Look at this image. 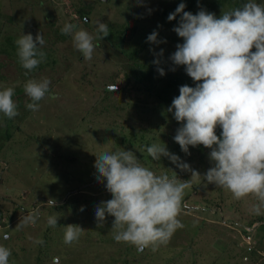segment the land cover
I'll use <instances>...</instances> for the list:
<instances>
[{"label":"rangeland","instance_id":"374dc122","mask_svg":"<svg viewBox=\"0 0 264 264\" xmlns=\"http://www.w3.org/2000/svg\"><path fill=\"white\" fill-rule=\"evenodd\" d=\"M174 2L0 0V90L15 86L13 99L19 113L12 119L0 113V244L11 251L9 264H264V215L252 213L255 198L236 200L227 189L204 180L215 163L210 149L189 146L186 154L174 141L182 125L169 107L154 104L148 94L121 90L126 82L123 70H128L129 53L135 48L143 46L141 61L153 58L160 67H184L170 59L176 45L183 43L172 30L178 24L163 20L161 14ZM87 4L90 14L84 25L76 6ZM98 20L109 27L128 24L126 41L97 42ZM66 23L88 31L93 43H100L91 60L77 57L71 35L62 38ZM153 31L166 42H148ZM39 33L45 40L41 50L50 52L56 63L51 66L46 58L42 69L29 72L18 62L7 37L15 43L21 34H31L35 40ZM161 49L163 54L158 55ZM45 78L50 80L49 92L38 102L39 110L31 111L26 105L32 101L23 86L29 79ZM57 79L61 80L57 83ZM115 85V91H107ZM152 144H164L188 169L166 156L153 160L147 152ZM123 150L132 151L156 175L177 176L178 182L191 184L178 217L184 227L156 251L116 242L114 217L107 213L103 227H97L96 206L112 197L106 181L96 178L93 152ZM51 199L56 201L53 208L47 202ZM34 209L38 210L35 223L20 226ZM57 215V225L49 226L48 217ZM69 224L83 229L78 241L66 244ZM4 232L10 239H3ZM41 238L43 245L34 243Z\"/></svg>","mask_w":264,"mask_h":264},{"label":"clouds","instance_id":"9594fccd","mask_svg":"<svg viewBox=\"0 0 264 264\" xmlns=\"http://www.w3.org/2000/svg\"><path fill=\"white\" fill-rule=\"evenodd\" d=\"M185 7L181 0L167 17L171 21L181 14L172 30L183 38L170 59L174 65H183L196 85L180 86L179 95L168 108L182 125L174 141L186 154L189 146L203 145L210 149L209 157L215 163L203 179L227 189L236 200L254 197L257 202L252 205V213L264 215V6L246 0L242 7L224 12L219 18L203 9L192 14L184 11ZM109 33L108 24L98 20L96 41H102ZM61 34L72 36L74 48L85 60L92 59L100 44H94L88 31L71 23L61 28ZM157 36L153 31L147 41L166 42ZM15 44L18 62L27 71L45 61L46 53L41 50L45 40L40 33L35 40L31 34H21ZM162 54L163 49L158 55ZM153 63L158 64L159 60ZM157 71L161 76L165 74L163 68ZM49 85L46 78L29 79L24 84V92L32 101L26 105L27 109L39 110L38 102L49 92ZM14 95L15 86L0 90V113L8 119L19 114ZM217 127L221 129L219 136ZM147 152L153 160L166 156L178 167L188 169L186 163H178L179 157L171 154L164 144H152ZM93 153L97 155L96 178L98 182L106 181L105 188L112 197L96 206L97 227H103L107 213L114 217L116 242L130 244L140 251L149 247L156 251L167 245L176 230L184 227L178 217L185 190L191 184L178 182L177 176L156 175L142 166L130 150ZM47 202L52 208L56 205L54 199ZM37 216L38 210L34 209L23 217L20 226L34 224ZM57 218L58 215L49 216L48 225L55 227ZM82 229L79 225H67L64 242L78 241ZM3 239H10L7 232L3 233ZM34 243L43 245L44 241L41 238ZM10 256V249L0 244V264H9Z\"/></svg>","mask_w":264,"mask_h":264},{"label":"trees","instance_id":"16d2710c","mask_svg":"<svg viewBox=\"0 0 264 264\" xmlns=\"http://www.w3.org/2000/svg\"><path fill=\"white\" fill-rule=\"evenodd\" d=\"M181 2V0H175V4L169 5L162 9V16L163 20L164 18L167 19L169 13H172L175 11L178 4ZM186 7L184 11H189L192 14H196L201 9L205 10L206 12L213 13L216 18H219V13L222 11L227 12L235 8L242 7L243 4L246 2V0H183ZM254 2L261 4V6H264V2L262 3L261 0H254ZM90 5H80L76 6V12L81 18L82 22L85 24L86 20L85 17H87L90 14ZM181 14H177L176 19L171 20L172 22H177L180 19ZM219 15V16H218ZM167 22L169 20L167 19ZM115 27V26H114ZM113 26L109 27V35L104 38V40L112 44L113 42H125V36L124 34L130 30V26L128 24L121 25L118 28ZM116 34H115V33ZM66 36L63 35V39H65ZM113 38V39H112ZM7 42L9 45H12L14 52L16 53V46L14 41L12 40V37H7ZM143 46H141L139 49H142ZM145 47V46H144ZM139 49L135 48L130 51L129 53V64L127 66L128 70H123L124 74L122 78L126 79L125 85L121 86V90L123 92L128 93L130 90H134L135 93L143 95L148 94L150 97H152V101L158 104L165 105L169 107L172 103V100L174 97H177L179 95V88L182 85H188L190 87H195L196 82H194L186 73L185 67H177L174 68L173 71L170 66L167 67H160L158 64L153 63L155 59H148L141 61L139 58ZM2 50L5 52V55L10 54V50L7 48H2ZM255 51V49H252ZM47 61L46 63L49 65H53L56 63V59L51 56V53L45 52ZM82 53L78 51L77 57H81ZM45 63L42 62L39 64L38 67H36L37 70L42 69L44 67ZM51 65V66H52ZM41 67V68H40ZM158 68H163L165 74L161 76L159 72L157 71ZM61 79H57L58 81ZM115 81V80H114ZM111 84H114L113 81ZM129 85V86H128ZM108 92H113L114 90L109 87L107 88ZM174 111V110H173ZM221 129L217 127L216 134L220 135ZM8 134V133H6ZM4 135V134H3Z\"/></svg>","mask_w":264,"mask_h":264},{"label":"flooded vegetation","instance_id":"af4514ba","mask_svg":"<svg viewBox=\"0 0 264 264\" xmlns=\"http://www.w3.org/2000/svg\"><path fill=\"white\" fill-rule=\"evenodd\" d=\"M85 20H86V17H85Z\"/></svg>","mask_w":264,"mask_h":264}]
</instances>
